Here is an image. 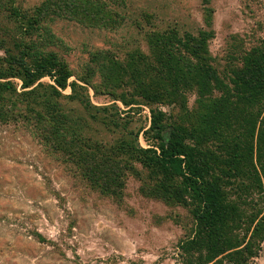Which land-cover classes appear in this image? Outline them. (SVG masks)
Listing matches in <instances>:
<instances>
[{"label": "rangeland", "instance_id": "374dc122", "mask_svg": "<svg viewBox=\"0 0 264 264\" xmlns=\"http://www.w3.org/2000/svg\"><path fill=\"white\" fill-rule=\"evenodd\" d=\"M202 31L228 85L264 39V0H0V67L21 53L51 58L79 86L73 99L69 87L60 91L57 119L21 96L0 101V264H184L179 244L197 230L192 207L167 197L127 146L149 148L150 108L164 112L165 137L168 126H196L213 158L226 157L227 133H212L213 113L201 120L193 89L183 105L151 104L129 70L153 63L152 35ZM0 82L22 92L16 77ZM38 83L55 87L48 76ZM203 253L189 251L191 264H232ZM246 260L264 264V240Z\"/></svg>", "mask_w": 264, "mask_h": 264}, {"label": "trees", "instance_id": "16d2710c", "mask_svg": "<svg viewBox=\"0 0 264 264\" xmlns=\"http://www.w3.org/2000/svg\"><path fill=\"white\" fill-rule=\"evenodd\" d=\"M66 7L77 9L72 3ZM211 37L204 31L182 37L152 35L153 63H130L129 71L142 98L151 104L163 100L183 105L184 90L193 89L199 112H203L201 120L213 113L220 121L212 133H227L222 144L226 157H210L196 126H168L165 137V115L158 108H150L149 128L143 132L151 141L149 148L127 146V152L161 177L157 185L167 197L181 195L188 200L183 203L192 207L197 230L193 238L179 244L182 263L191 264L189 251L194 249L196 254L204 252V262L226 257L232 264H246V258L254 257L264 240L260 208L264 205V39L230 71L227 85L211 65L207 51ZM43 76L50 77L55 87L35 85ZM8 77L20 79L22 92L17 93L10 82H0V101L21 96L56 119L60 114L54 100L63 96L60 91L69 87L71 94L64 97L73 99L79 87L67 82L68 74L55 68L53 59L28 62L23 53L0 67V79ZM254 194L259 202L253 201Z\"/></svg>", "mask_w": 264, "mask_h": 264}]
</instances>
